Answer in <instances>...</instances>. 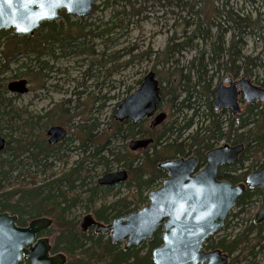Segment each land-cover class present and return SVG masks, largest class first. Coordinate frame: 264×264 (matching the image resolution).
<instances>
[{"label":"trees","instance_id":"obj_1","mask_svg":"<svg viewBox=\"0 0 264 264\" xmlns=\"http://www.w3.org/2000/svg\"><path fill=\"white\" fill-rule=\"evenodd\" d=\"M200 1L204 2L201 6L198 5ZM213 1L106 0L104 6L112 2L119 5L120 10L98 33L93 34L90 29L85 31L88 26L78 20L70 22L72 16L64 12L58 22L41 24L38 28L44 30L41 36L39 32L32 36L15 35L11 30L0 32L3 37L0 48V135L5 139L0 150V211L14 215L18 226H26L42 217L51 219L50 226L40 235L51 236L50 253L63 254V264H153L151 251L162 243L161 230H156L150 240L124 249L122 243H112L108 234L95 233L93 227L80 231V216L70 213L73 207L80 205L85 215L91 214L96 221L107 224L137 211L147 203L148 192L158 187L166 176L158 167L160 162L195 156L198 168H202L206 163V152L223 141L229 145L243 144V151L236 163L219 168V179L231 184L241 183L246 174L264 166V104H246L237 115L226 110L215 111L212 106L214 73L207 74V67H214L215 72H230L233 77L240 72L246 74L248 66L254 65L257 59L243 55L246 37L254 35L255 29L261 32L263 26L258 19L252 21L251 15L245 14L243 9L235 10L228 1L220 7H214ZM209 4L211 11L207 10ZM93 9H96L95 4ZM143 13L164 19L165 25L172 20L173 31H166L165 46L161 51L148 49L133 53L134 48L125 50L127 62L135 58L152 59L151 70L160 87L158 109L164 96L168 95L169 119L166 122L150 129L144 124L146 118L137 122L112 120L111 131L102 138L101 133H97L95 119L91 124L87 119L73 126V130L67 131L57 144L51 145L45 137L46 131L61 123L59 119L63 115L69 114L68 101L61 99L54 103L48 111L36 116L34 123L31 118L19 120L22 111L13 108L11 102L20 95L8 91L10 81L21 78L26 79L27 84L33 80L44 81L52 66L41 58L46 53L53 56L56 50L63 57L72 54L96 56L100 59L96 61L97 66L105 68L106 62L117 59L118 51L112 54H106L105 50L95 52L87 36L93 40L94 37L123 33L133 19ZM157 13L160 14L155 16ZM108 39H105L104 48H107ZM186 51H193V54L180 65L182 53ZM19 56L27 60L18 63ZM162 70L165 77L161 76ZM91 71L92 62L84 72L89 75ZM97 73L100 74V69ZM141 81L139 79L136 84ZM39 86L43 87V83ZM130 91L128 88L127 92ZM80 93L74 92V95ZM71 111L74 112L75 107ZM16 122L22 124L16 126ZM35 126L43 128L40 134H31ZM18 127L22 128L20 132L15 130ZM14 133L18 135L13 137ZM143 138H152V142L140 151H130L125 145L127 140ZM55 150L63 151L61 156L73 152L76 159L65 171L48 176L42 182L26 184L18 180L22 174L17 169L21 167H34V171L49 167L52 162L47 160ZM244 163H247L245 167ZM116 165L127 172L126 180L109 186L99 184L98 176L110 172ZM8 180L18 181L6 187ZM117 186L125 187L126 194L107 201L105 198ZM254 199L264 202L263 187L247 188L241 194L236 201L237 211L228 214L221 230L226 232L207 238L203 249L227 253L228 264H255L257 256H264V222L255 224L250 218L236 232H227L239 224L232 223V219L239 217ZM19 264H29V261L23 259Z\"/></svg>","mask_w":264,"mask_h":264},{"label":"water","instance_id":"obj_2","mask_svg":"<svg viewBox=\"0 0 264 264\" xmlns=\"http://www.w3.org/2000/svg\"><path fill=\"white\" fill-rule=\"evenodd\" d=\"M98 0H0V31L12 30L15 35L32 36L43 22L56 21L62 12L83 18L92 13ZM12 94L28 91L26 79L12 80L7 84ZM240 98L245 104L263 103L264 88L250 82L247 75L232 80L226 77L216 85L212 106L215 111L228 110L232 115L241 112ZM160 87L152 70L142 78L138 88L118 104L113 113L116 122H137L151 118L149 128L154 129L165 119L159 111ZM48 143L56 144L66 135V129L53 125L46 131ZM152 138L132 139L131 151L146 148ZM5 139L0 136V150ZM243 144L224 143L206 152V163L198 168L197 158L170 159L158 167L166 176L160 186L147 194L148 202L135 212L115 218L107 224L96 221L91 214L82 217L79 228H94L98 234H108L111 242L123 243L124 249L150 240L156 230H161L162 243L151 251L153 264H227V253L219 249L204 250L205 240L223 229L229 212L246 190L264 187V166L246 175L245 182L231 184L218 178L222 166L237 162ZM127 172H108L98 179L101 185H115L125 181ZM264 222V205L257 210L253 223ZM51 224L42 217L18 226L16 217L0 211V264H19L23 259L29 264H63L65 256L51 254L49 239L39 234Z\"/></svg>","mask_w":264,"mask_h":264},{"label":"rangeland","instance_id":"obj_3","mask_svg":"<svg viewBox=\"0 0 264 264\" xmlns=\"http://www.w3.org/2000/svg\"><path fill=\"white\" fill-rule=\"evenodd\" d=\"M105 1L106 0H98L94 3L96 5V9H93L89 16L83 18L72 16L70 18V22L78 20L88 26L85 31L90 29L93 34L98 33L105 26L106 22L112 18L114 14L119 13L120 10V6L112 2L108 6H104ZM224 1H228L229 5H232L235 10L240 8L243 9L245 14L247 13L251 15L252 21H257L258 19L259 24L263 26L261 32H259L258 29H255L253 31L255 33L254 35L246 37V43L242 49L244 56H248L252 60L255 58L257 59H255L254 65L251 67L248 66V72L246 74L240 72L237 77H233L230 72L223 70L215 72L214 67H207V74L210 75L214 73V87L220 82H223V80L228 76L232 79H239L247 75L252 84L264 88V86H261L262 84L264 85V2L263 0H254V2H249L247 0H215L213 1V6L220 7ZM203 4L204 2L202 3V1H200L198 5L201 6ZM211 8L212 6L209 4L207 10L211 11ZM159 14L160 13H157L155 16H158ZM149 16L151 15L143 13L139 16V18H134L123 33H114L109 34V36L103 35L102 37H94L93 40H90V36H87L89 45L94 46L93 49L95 52L105 50L106 54H112V52L118 51L116 55L117 59L115 61L106 62L105 68L97 66L96 61L100 59L93 55L72 54L63 57L59 55V51L57 50L53 56L47 55L46 53V55H44L41 59L47 60L48 64L52 66V71L48 73L49 77L45 78L44 81L42 79L38 81L33 80L32 83L28 84V91L13 99L11 102L13 108L22 111L19 120L26 121L31 118L32 123H34L36 122V116H41L45 111H48L54 103L64 99L65 101H68L67 104L70 109L69 114L63 115L59 119L61 123H58L57 125L65 128L66 131H72L74 128L73 126L78 125L80 122L90 119L89 124H91V122H94L93 120L95 119V125H98L97 133H101L100 135H102V138L107 136V134L111 131L110 122L112 120L114 121L113 113L118 104L121 103L126 96L138 88L139 85L136 84V82L139 79H142L153 66L152 59L146 58H135L133 61L127 62L129 58L125 54V50L134 48L136 51H133V53L148 49L151 51H161L165 46L167 35L166 31L170 30V33L173 31V28L170 27L172 20L165 25L164 19H155L156 17L151 18ZM58 20H56V22H58ZM7 31H10V29ZM37 32H39L38 34L41 36L43 35L44 30L40 31L37 29L34 34ZM106 38L110 39H108L106 43L107 48H104ZM2 41L3 37L0 36V48ZM192 54L193 51H186L182 53L180 65L184 64V61L189 59ZM29 56L31 58L33 57V55ZM26 60V57L19 56L17 62L19 63ZM34 62L35 61L33 60L32 63ZM91 62L93 63V71H91L89 75L85 74L84 70ZM115 67H117V69H114ZM97 69H100V74L97 73ZM164 73L165 71L162 70L161 76L165 77L166 74ZM42 83L43 87L39 86V84ZM128 88L129 91L131 90L130 92H127ZM74 92L81 93L78 96L74 95ZM167 101L168 95L164 96L159 109L167 114V118L164 122L169 119ZM239 104L241 111H243L246 104L243 100L240 101ZM261 104H264V102ZM73 107H75L74 112L71 111V108ZM226 112L231 113L228 110H226ZM150 121L151 119L147 118L146 121H144V124L149 126ZM20 124L22 123L16 122L15 125L20 126ZM12 127L15 128L14 126ZM15 130L20 132L22 128L18 127V129ZM42 130L43 128L35 126L31 129V134H40ZM15 135L18 134L14 133L13 137H15ZM45 137L47 138V135H45ZM130 141L131 140L126 141L125 145L127 147ZM120 143L121 142L118 144L120 145ZM223 143L224 142L221 141L219 145H222ZM62 153L63 151L61 150H55L53 152V156L47 160V162H52L51 165L43 170L38 168L34 171V167L27 168L26 166L24 168L21 167V169H17L22 174L18 180H23V183L26 184H30L32 181L39 183L45 180L48 176H56L62 171H65L76 159V154L73 152H67V155L61 156ZM246 164L247 163H244V167ZM120 169L122 168L116 165L110 172L118 171ZM15 173H13V175ZM100 177L101 175L98 176V178ZM17 181L8 180L5 185L6 187H10L13 182L17 183ZM126 192L127 189L125 187L117 186L105 199L107 201H111L114 196H122L125 195ZM263 204L264 202H261L260 199H254L249 202V204L245 206V211L239 217L233 218L231 221L232 223L238 222L239 224L232 230L227 229V232H236L240 225H243L244 222H248L250 218L252 219L254 217L257 210ZM236 211L237 208L235 207L232 209L231 213ZM70 215L75 217L80 216L81 220L82 217L85 216L83 207L80 205L73 207ZM224 232L226 231L219 230L216 234L219 236ZM48 239L51 243V236L48 237ZM261 255L255 258V264H264V256Z\"/></svg>","mask_w":264,"mask_h":264},{"label":"bare ground","instance_id":"obj_4","mask_svg":"<svg viewBox=\"0 0 264 264\" xmlns=\"http://www.w3.org/2000/svg\"><path fill=\"white\" fill-rule=\"evenodd\" d=\"M143 119H144V118H143ZM139 121H140V120H139ZM66 134H67V131H66ZM0 136H1V135H0ZM65 136H66V135H65ZM1 137H3V136H1ZM3 138H4V137H3ZM47 139H48V136H47ZM58 142H59V141H58ZM58 142H57V143H58ZM57 143H56V144H57ZM120 170H123V169H120Z\"/></svg>","mask_w":264,"mask_h":264}]
</instances>
